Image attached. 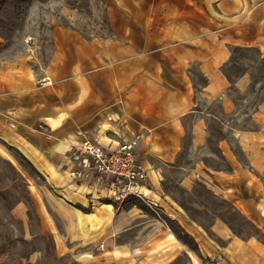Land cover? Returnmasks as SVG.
<instances>
[{
    "label": "crops",
    "instance_id": "0c3cea01",
    "mask_svg": "<svg viewBox=\"0 0 264 264\" xmlns=\"http://www.w3.org/2000/svg\"><path fill=\"white\" fill-rule=\"evenodd\" d=\"M108 3L109 34L55 25L45 62L27 54L0 58V141L44 178L29 189L39 230L52 236L59 255L85 264H168L196 253L150 210L152 202L195 241L205 240L214 256L224 246L166 188L175 178L188 189L204 178L215 194L264 225V87L248 126L226 117L236 113V94L255 95L252 67L236 73L229 67L238 63L236 48L256 50L252 63L264 60V0ZM214 120L225 131L218 139L225 165L202 167L198 153H209ZM137 133L138 160L148 172L138 186L145 203L123 207L109 178L77 184L66 173L73 144L90 138L113 149ZM14 210L29 218L24 203ZM213 226L230 237L222 218Z\"/></svg>",
    "mask_w": 264,
    "mask_h": 264
},
{
    "label": "rangeland",
    "instance_id": "374dc122",
    "mask_svg": "<svg viewBox=\"0 0 264 264\" xmlns=\"http://www.w3.org/2000/svg\"><path fill=\"white\" fill-rule=\"evenodd\" d=\"M108 4V0H1L0 58L27 54L45 62L51 52V28L55 25H71L88 36L109 34ZM234 54L238 63L232 64L229 71L236 73V69H243L246 64L252 67L255 95L243 98L236 94V113L226 117L236 127L248 126L253 103L263 94L264 60L252 63L251 59L257 60L254 49H239ZM210 126L209 153L200 152L197 159L202 167L204 164L221 167L225 162L218 139L225 131L220 120L212 121ZM188 161L186 154L184 162ZM34 182L43 183L44 178L16 148L0 141V264H85L72 254L59 255L52 236L40 232L29 189ZM168 185L166 189L181 210L205 230L214 243L224 246L223 251L208 255L205 240L195 241L162 209L149 206L156 215L173 221L171 227L182 232L181 239L187 248L194 246L198 250L192 255L186 252L168 264H264V225L257 224L230 201L215 194L204 178L198 179L190 189L180 185L176 178ZM129 196L145 203L135 194ZM19 203L27 206L29 218L21 219L15 213L14 208ZM218 218L229 225L228 239L220 237L214 229L213 223ZM234 237L238 240H232ZM188 238L193 240L190 246L185 241Z\"/></svg>",
    "mask_w": 264,
    "mask_h": 264
},
{
    "label": "built area",
    "instance_id": "2783aa9c",
    "mask_svg": "<svg viewBox=\"0 0 264 264\" xmlns=\"http://www.w3.org/2000/svg\"><path fill=\"white\" fill-rule=\"evenodd\" d=\"M141 137L142 134L137 133L132 139L113 149H107L90 138L83 139L69 148L65 171L77 184H91L93 180L109 178L120 199L124 200L135 194L145 200L138 189L148 177L147 169L138 160L137 146ZM148 204L159 208L156 203Z\"/></svg>",
    "mask_w": 264,
    "mask_h": 264
},
{
    "label": "trees",
    "instance_id": "16d2710c",
    "mask_svg": "<svg viewBox=\"0 0 264 264\" xmlns=\"http://www.w3.org/2000/svg\"><path fill=\"white\" fill-rule=\"evenodd\" d=\"M1 1V0H0ZM239 48H236L235 49V51H237ZM133 203H136V201H134L133 199H131V198H126V199H124L123 201H122V205H123V207H128L129 205H131V204H133ZM166 220H167V222L169 223V224H171L172 225V227H173V221L171 220V219H167L166 217H164ZM175 230V232L181 237V236H183L182 235V232L180 231V230H178V228H175L174 229ZM183 230V229H182ZM184 237H188V234H186ZM189 239V238H188ZM188 244H190L191 243V241L193 242V240L192 239H189V240H185Z\"/></svg>",
    "mask_w": 264,
    "mask_h": 264
}]
</instances>
